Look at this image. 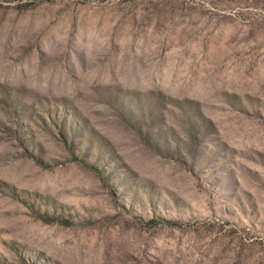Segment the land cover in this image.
<instances>
[{
    "label": "rangeland",
    "instance_id": "rangeland-1",
    "mask_svg": "<svg viewBox=\"0 0 264 264\" xmlns=\"http://www.w3.org/2000/svg\"><path fill=\"white\" fill-rule=\"evenodd\" d=\"M0 264H264V0H0Z\"/></svg>",
    "mask_w": 264,
    "mask_h": 264
}]
</instances>
